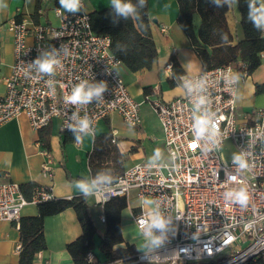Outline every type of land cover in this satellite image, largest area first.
Here are the masks:
<instances>
[{"label":"built area","instance_id":"2783aa9c","mask_svg":"<svg viewBox=\"0 0 264 264\" xmlns=\"http://www.w3.org/2000/svg\"><path fill=\"white\" fill-rule=\"evenodd\" d=\"M53 11L56 24L28 27L21 20L8 24L13 34V64L3 80L0 127L24 115L35 131L57 121L61 133L75 129L76 133L93 135L99 121L116 114L126 126L137 128L140 103L130 96L117 74L119 61L109 50V38L91 29L83 4L77 13L60 7ZM160 30L166 32L165 27ZM37 60L55 61L54 71L40 72ZM164 71L171 74V61ZM247 76L244 66L239 72L233 65L218 67L180 77L182 94L178 97L169 101L146 99L160 124L168 161L125 168L114 184L96 187L93 197L103 207L112 198L127 200L134 192L140 206L131 216L133 226L149 238L145 233L151 216L159 215L166 230L152 228L151 233L164 242L155 249L148 245L133 258L116 263L264 262V106L250 113L238 112L236 95L239 83ZM82 82L86 90L103 82L105 90L89 103L73 105L66 97ZM85 118L88 128L79 132V121ZM198 118L208 120L203 132L197 127ZM111 142L115 143L114 137ZM227 144L230 148L224 152ZM42 154V172L48 175L50 157L46 150ZM234 155L243 156L249 167L239 170L233 163ZM240 187L247 190V205L226 202L225 193ZM53 199L43 186H33L25 197L20 185L3 175L0 222L18 225L23 207ZM141 220L148 224L141 227ZM104 222L100 215L99 224ZM20 248L16 246L17 251ZM86 258L88 262L94 259L90 252Z\"/></svg>","mask_w":264,"mask_h":264},{"label":"crops","instance_id":"0c3cea01","mask_svg":"<svg viewBox=\"0 0 264 264\" xmlns=\"http://www.w3.org/2000/svg\"><path fill=\"white\" fill-rule=\"evenodd\" d=\"M81 2L86 13L110 6V0H81ZM42 3L43 10L38 24H56L53 10L60 7L58 0H43ZM3 5L6 7H2ZM147 7L152 38L157 51L156 61L151 69L135 73L128 71L121 63L116 68L130 96L140 103V125L135 129L129 128L118 115L113 114L96 124L93 135L81 134L84 141L77 143L74 133H61L58 122L54 121L42 132L48 140L47 145H44L40 140V132L33 130L26 117L20 115L0 127V178L8 175L20 186H43L50 190L55 199L67 200L82 195L76 190L75 184H92L88 156L92 151L95 137L111 133L119 152L125 155L124 168L127 161L132 165L147 162L144 152L147 144L164 145L160 124L146 99L169 101L182 94L180 83L170 82L173 79V71L171 74L164 71L171 57L182 69L181 77L198 74L202 71V67L187 37L177 25L176 0H147ZM35 8L36 0H0V96L4 93L3 80L10 74L13 64V34L8 30V24L14 20H21L26 26H33L32 16ZM239 20L236 5H229L226 23L233 44L243 38ZM192 24L196 33L200 24L198 15L193 16ZM162 27L166 28L165 33L160 30ZM262 36L264 37V32ZM260 58L258 68L239 83L236 104L240 113H250L264 106V94L254 93V85L264 82V51ZM144 89H147V93ZM44 150L50 157L51 171L48 175L42 172V164L45 161L42 154ZM22 193L25 197L30 195L28 191ZM134 199L137 200L134 192H131L129 199L126 200L127 207L121 213L120 230L124 242L135 245L139 252L150 245L149 238L140 236L129 239L127 222H130L129 225L133 230L135 227L133 228L131 219H127L125 215L123 217L125 210L129 211V218L134 215V211H139L140 202L137 200L139 202L137 206H133L130 202ZM85 201L90 207L92 217L97 216L94 221L98 225L99 216L103 215V207L96 204L93 196L85 197ZM37 215V205H26L21 210L20 218ZM101 225L103 224H99ZM42 233L45 249L36 255L33 264H74L66 251V245L81 234L73 209L69 208L56 215L45 217ZM93 243L94 255L103 261L98 252L100 239L95 236ZM17 245H20L18 225L0 222V264H17L19 254L16 250Z\"/></svg>","mask_w":264,"mask_h":264},{"label":"trees","instance_id":"16d2710c","mask_svg":"<svg viewBox=\"0 0 264 264\" xmlns=\"http://www.w3.org/2000/svg\"><path fill=\"white\" fill-rule=\"evenodd\" d=\"M43 0H36V8L32 21L38 24L40 13L43 10ZM178 4L177 25L187 37L196 58L199 60L202 71L218 67L233 65L237 72L244 66L250 75L260 65V55L264 51V37L262 31L253 27L247 19L248 0H237L236 8L240 16L239 24L242 30V40L232 43V35L226 23V13L229 4L221 0L223 6L217 7L211 0H176ZM140 14V21L117 16L109 6L99 11L88 13L91 29L110 40L111 54L131 73L149 70L157 59V51L150 29L147 0L146 6L141 8L139 0H131ZM198 15L200 24L197 32L193 29V16ZM115 22V23H114ZM226 36L227 39L222 37ZM122 50L117 49V44ZM173 76L172 84L180 83L183 75L180 66L171 57ZM147 93V89H144ZM254 93L264 94V82L254 85ZM40 130V140L47 145V137ZM75 137L81 135L74 131ZM111 133H104L94 138L93 148L88 156L91 183L98 182L96 187L112 185L122 174L125 155L120 153L111 142ZM21 191L30 192L32 185L20 186ZM38 215L22 217L19 220L20 251L17 264H33L36 255L45 249L42 227L47 216L56 215L66 209H73L81 228V234L66 245V251L74 264H111L116 261H126L137 253L135 245L124 242L120 230V217L127 207L124 198H112L103 205L105 222L100 227L95 223L90 207L84 195L74 196L69 200L53 199L37 205ZM138 213L134 211V214ZM98 235L100 244L98 252L102 256L100 261L94 255L93 238ZM92 253L94 259L88 262L86 256ZM249 264H264L256 259Z\"/></svg>","mask_w":264,"mask_h":264},{"label":"clouds","instance_id":"9594fccd","mask_svg":"<svg viewBox=\"0 0 264 264\" xmlns=\"http://www.w3.org/2000/svg\"><path fill=\"white\" fill-rule=\"evenodd\" d=\"M60 8H62L65 12L77 13L82 8L81 0H58ZM140 7L143 8L146 6V0H139ZM211 3L216 5L217 7L223 6L221 4V0H211ZM225 4L234 5L237 3V0H224ZM2 7H6L3 5ZM110 7L114 10L117 16H120L124 19H135L140 21V14L137 11L135 5L131 3V0H110ZM247 19L252 23L253 27L264 32V0H248V15ZM115 23V22H114ZM223 39H227L226 36L222 37ZM117 49L122 50V46L118 43ZM55 61L52 60H37L35 64L38 65L39 71L47 74H51L55 68ZM105 90V85L103 82L99 86L90 87L86 90L85 83H80L72 89L71 95L66 97V100L73 104H86L89 103L93 97H100L101 93ZM203 103V100L200 101ZM220 119H224V117H220ZM208 124L207 118H198L197 119V127L199 132H203L205 126ZM88 128V120L82 119L79 121V132H85ZM75 131V129H74ZM84 138L77 135L76 142L83 143ZM233 163L238 167L239 170H244L249 167L248 161L241 155L233 156ZM232 181L236 180V177H231ZM98 182H93L91 185H87L84 183L75 184L76 190L84 195L85 197L93 196L96 193L94 189L96 188ZM224 199L226 202H231L234 204H238L241 207H244L248 203V193L246 188L240 187L238 190L233 189L227 193H225ZM141 227L148 222L141 220ZM155 228L163 232L166 230V222L159 215H152L151 222L147 226L146 235L149 236V244L153 249L159 248L163 244V238L161 236H156L151 233V229Z\"/></svg>","mask_w":264,"mask_h":264},{"label":"rangeland","instance_id":"374dc122","mask_svg":"<svg viewBox=\"0 0 264 264\" xmlns=\"http://www.w3.org/2000/svg\"><path fill=\"white\" fill-rule=\"evenodd\" d=\"M118 72H119V70H118ZM230 148V146L227 144L225 147H224V149H223V151L224 152H226L227 151V148ZM144 152H145V155H146V159H145V161H147V162H154V163H166L167 161H168V158H167V155H166V152H165V148H164V145H160V144H147L146 145V147H145V150H144ZM224 155H226L225 153H224ZM227 156V155H226ZM132 164H129V162L127 161V163H126V165H125V167L126 168H128V167H130ZM131 202V204L133 205V206H137L138 204H139V202H137V200H131L130 201ZM92 208V207H91ZM129 211L128 210H125L124 212H123V217H124V215H125V217L127 218V219H131V218H129ZM97 216H95V217H93L94 218V220L96 221V218ZM132 222V221H131ZM130 224V222H127V224L126 225H128V235H127V237L129 238V239H134V238H136V237H140L141 235L138 233V231L134 228V226H133V228H134V230L132 229V227H131V225H129ZM133 225V224H132ZM97 226H99V224L97 225ZM100 227V226H99ZM131 227V228H130ZM101 228V227H100ZM96 237L98 238V239H100L99 238V236L98 235H96ZM143 242V241H142ZM121 262H124V261H120L119 263H121ZM119 263H116V262H114L113 264H119Z\"/></svg>","mask_w":264,"mask_h":264}]
</instances>
